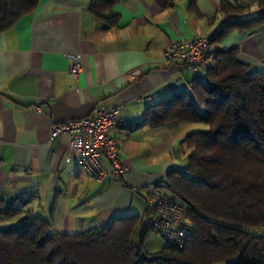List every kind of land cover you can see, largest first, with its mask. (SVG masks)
Returning a JSON list of instances; mask_svg holds the SVG:
<instances>
[{
	"label": "crops",
	"instance_id": "0c3cea01",
	"mask_svg": "<svg viewBox=\"0 0 264 264\" xmlns=\"http://www.w3.org/2000/svg\"><path fill=\"white\" fill-rule=\"evenodd\" d=\"M222 1L247 8L244 15L257 11L255 0H173L164 8L157 0H117L108 23L90 12V0H39L0 30V207L17 209L0 212V228L19 223L25 210L62 233L145 211L152 184L184 168L186 134L207 128L145 120L149 105L204 79L205 67L166 60L163 50L173 40L213 33L223 21ZM215 46H236L239 60L264 70V25L232 30ZM69 53L80 58L75 79L67 73ZM97 100L124 103L110 130L123 167L116 178L91 177L68 157V136L49 132L51 122L89 116Z\"/></svg>",
	"mask_w": 264,
	"mask_h": 264
},
{
	"label": "trees",
	"instance_id": "16d2710c",
	"mask_svg": "<svg viewBox=\"0 0 264 264\" xmlns=\"http://www.w3.org/2000/svg\"><path fill=\"white\" fill-rule=\"evenodd\" d=\"M38 1L0 0V30ZM116 1L90 0L88 8L112 23ZM157 1L163 8L173 3ZM255 5V13L244 15L247 8L222 1L223 21L209 37L212 58L204 66V79L145 111L153 126L174 119L207 124L186 134L190 152L184 168L169 169L162 180L187 207L184 245L165 243L155 251L137 245L133 236L143 222L139 213L62 233L25 210L19 223L0 228V264H264V70L239 60L236 46L211 47L232 30L264 25V0ZM15 211L0 207L6 215Z\"/></svg>",
	"mask_w": 264,
	"mask_h": 264
},
{
	"label": "built area",
	"instance_id": "2783aa9c",
	"mask_svg": "<svg viewBox=\"0 0 264 264\" xmlns=\"http://www.w3.org/2000/svg\"><path fill=\"white\" fill-rule=\"evenodd\" d=\"M209 34L191 39H176L163 50L166 60H178L192 69L204 67L211 61ZM81 72L77 53L68 54L67 73L77 78ZM124 103H106L97 100L89 116L65 119L49 124L51 137L68 136L67 155L82 165L94 179L103 176L116 178L123 169L118 160V146L110 133L122 120ZM145 226L158 233L165 243L181 247L185 243L184 226L187 207L178 201L173 189L157 180L147 196L142 213Z\"/></svg>",
	"mask_w": 264,
	"mask_h": 264
},
{
	"label": "rangeland",
	"instance_id": "374dc122",
	"mask_svg": "<svg viewBox=\"0 0 264 264\" xmlns=\"http://www.w3.org/2000/svg\"><path fill=\"white\" fill-rule=\"evenodd\" d=\"M201 110L204 111V108L203 107H200ZM205 125V123H202ZM207 125V124H206ZM190 151V150H189ZM145 226L144 224H140L138 229L136 230V232L134 233V236H133V239L135 241V243L137 245H141L142 247H144V249L146 251H153L151 250L150 247H155L153 248L154 251L155 250H159L161 249L163 246H164V242H163V239L154 231H152L151 229L147 232V234L143 237L142 236V233H143V230H144ZM147 228V227H146ZM149 229V228H148ZM143 238V239H142ZM155 238V239H154ZM158 239V240H157ZM162 239V240H161ZM161 240V243H159V241ZM156 243L155 246H152V243ZM213 264H225L224 261H218V262H215Z\"/></svg>",
	"mask_w": 264,
	"mask_h": 264
},
{
	"label": "water",
	"instance_id": "95a60500",
	"mask_svg": "<svg viewBox=\"0 0 264 264\" xmlns=\"http://www.w3.org/2000/svg\"><path fill=\"white\" fill-rule=\"evenodd\" d=\"M142 255H143V253H142Z\"/></svg>",
	"mask_w": 264,
	"mask_h": 264
}]
</instances>
